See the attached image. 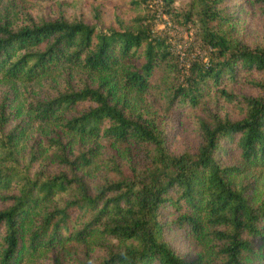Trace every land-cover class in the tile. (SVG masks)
<instances>
[{"label":"trees","instance_id":"1","mask_svg":"<svg viewBox=\"0 0 264 264\" xmlns=\"http://www.w3.org/2000/svg\"><path fill=\"white\" fill-rule=\"evenodd\" d=\"M232 1H190L211 60L182 81L149 0L117 26L0 0V264H264V42L231 33Z\"/></svg>","mask_w":264,"mask_h":264},{"label":"rangeland","instance_id":"2","mask_svg":"<svg viewBox=\"0 0 264 264\" xmlns=\"http://www.w3.org/2000/svg\"><path fill=\"white\" fill-rule=\"evenodd\" d=\"M130 0H15L16 7L24 8L35 17L53 16L64 14L69 20H84L92 23L94 18V6H100L107 25L117 26L118 19L124 24H133L134 18L141 14V10L131 8ZM191 0H173L172 12L166 10L165 0H149L150 10L147 15L153 20V32L160 37L166 38L173 51L178 56L183 69L181 80H185L190 74L189 68L195 61L208 64L210 62V48L206 47L199 39L198 27L187 14ZM237 3L233 11L235 20L231 33L236 37L249 42H264V13L250 4V0L244 2L233 0ZM5 2L2 7H5ZM16 10L12 9L14 14ZM146 13V11H145ZM149 18V19H150ZM243 79V78H242ZM4 88L0 84V90ZM239 91L251 92L252 89L241 82L236 84ZM170 125L171 148L178 151L186 144L195 141L192 126L189 124L186 114L178 111L172 116ZM174 237V246L180 253L192 255L194 250L189 244L186 234L182 231L171 232Z\"/></svg>","mask_w":264,"mask_h":264}]
</instances>
